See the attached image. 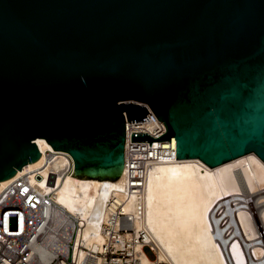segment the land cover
<instances>
[{
    "label": "water",
    "instance_id": "1",
    "mask_svg": "<svg viewBox=\"0 0 264 264\" xmlns=\"http://www.w3.org/2000/svg\"><path fill=\"white\" fill-rule=\"evenodd\" d=\"M142 104L165 134L131 143L174 139L163 161L264 163V0H0V183L39 165L34 140L117 179Z\"/></svg>",
    "mask_w": 264,
    "mask_h": 264
},
{
    "label": "bare ground",
    "instance_id": "2",
    "mask_svg": "<svg viewBox=\"0 0 264 264\" xmlns=\"http://www.w3.org/2000/svg\"><path fill=\"white\" fill-rule=\"evenodd\" d=\"M34 142L41 157L39 165L0 183L1 191L24 177L40 197L51 196L55 203L54 223L42 231L41 241L33 248V264H49L56 253L67 252L68 214L83 221V229L75 239L74 261L83 262L87 251L103 254L107 238L100 229L107 217L105 203L111 198L122 206V214L135 217V236L140 231L146 234L154 259L149 260L137 244L142 264H229L227 257L231 264H262L264 248L253 242L257 226L264 229V163L254 154L212 168L198 159L152 163L138 201L125 191L124 157L117 179L80 180L66 175L62 182L63 171L70 163L67 153L48 154L46 159L43 140ZM50 177L53 186L47 184ZM239 201L251 202L258 210L257 216L234 211ZM232 218L237 221L240 235H231V225L227 229ZM61 226L65 240L57 235ZM96 255L91 264H102L103 257Z\"/></svg>",
    "mask_w": 264,
    "mask_h": 264
},
{
    "label": "built area",
    "instance_id": "3",
    "mask_svg": "<svg viewBox=\"0 0 264 264\" xmlns=\"http://www.w3.org/2000/svg\"><path fill=\"white\" fill-rule=\"evenodd\" d=\"M148 112L144 118L145 122L131 124L125 120V143H124V178L125 191L129 195L136 196L140 200L143 190L147 169L152 163L163 161L162 145L172 144V139L162 143H131L132 134H147L152 139H158L165 134V127L158 121L154 113L147 105L142 104ZM148 120V121H147ZM48 159V154H46ZM69 159L68 155H66ZM69 166L62 174V182L66 175H73V165L69 159ZM62 172V171H61ZM35 173V172H34ZM52 195V194H50ZM237 202V201H235ZM241 202L234 211L250 212L255 216V210L251 202ZM122 206L116 204L111 198L105 203V213L107 215L101 224V234L107 238L103 254H94L87 251L85 260L80 264H91L94 255L102 256V264H142L141 251H137L135 246L140 244L144 250L153 252L146 234L142 231L135 236L133 232V215L122 214ZM138 211L140 208H137ZM55 203L51 196L40 197L36 190L31 187L24 177H19L0 191V264H33V248L41 240L44 234L42 231L52 226L54 223ZM224 217V216H223ZM222 217V218H223ZM70 236L67 239V252L56 253L49 264H79L73 259L75 239L77 234L83 229V221L79 216L66 215ZM231 225L232 234L240 235V230L235 219H229L227 229ZM57 228V235L60 240H65L61 231ZM257 236L253 245L264 248V229L257 226ZM127 236L128 238H125ZM228 263L231 264L229 258ZM250 259V257H249ZM264 264V257L261 260Z\"/></svg>",
    "mask_w": 264,
    "mask_h": 264
},
{
    "label": "rangeland",
    "instance_id": "4",
    "mask_svg": "<svg viewBox=\"0 0 264 264\" xmlns=\"http://www.w3.org/2000/svg\"><path fill=\"white\" fill-rule=\"evenodd\" d=\"M89 178V177H88ZM111 180H114V179H111ZM53 183H54V179H53V177H50L49 178V180H48V182H47V184H48V186H53ZM263 207V206H262ZM254 210H255V216H257V214H258V210H257V208L256 207H254ZM144 252H145V254H146V256H147V258L149 259V260H153L154 259V254L152 253V252H148V250L146 249V250H144Z\"/></svg>",
    "mask_w": 264,
    "mask_h": 264
}]
</instances>
